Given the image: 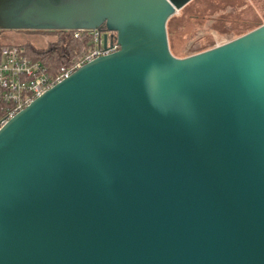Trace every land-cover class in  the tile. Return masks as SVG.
Listing matches in <instances>:
<instances>
[{
    "label": "water",
    "instance_id": "1",
    "mask_svg": "<svg viewBox=\"0 0 264 264\" xmlns=\"http://www.w3.org/2000/svg\"><path fill=\"white\" fill-rule=\"evenodd\" d=\"M192 1L0 0L118 45L0 126V264H264V24L176 58Z\"/></svg>",
    "mask_w": 264,
    "mask_h": 264
},
{
    "label": "rangeland",
    "instance_id": "2",
    "mask_svg": "<svg viewBox=\"0 0 264 264\" xmlns=\"http://www.w3.org/2000/svg\"><path fill=\"white\" fill-rule=\"evenodd\" d=\"M263 24L264 0H193L170 19L169 50L174 57L185 58L194 55L191 49L206 51ZM57 39L51 32L0 31V46L30 45L46 49Z\"/></svg>",
    "mask_w": 264,
    "mask_h": 264
},
{
    "label": "built area",
    "instance_id": "3",
    "mask_svg": "<svg viewBox=\"0 0 264 264\" xmlns=\"http://www.w3.org/2000/svg\"><path fill=\"white\" fill-rule=\"evenodd\" d=\"M91 35V47L72 66L62 67L54 75L39 60L32 59L25 47L0 46V126L30 105L37 97L68 78L77 68L98 57L118 50L115 35L102 31H74L73 37L81 33ZM107 43L104 46L103 40Z\"/></svg>",
    "mask_w": 264,
    "mask_h": 264
},
{
    "label": "trees",
    "instance_id": "4",
    "mask_svg": "<svg viewBox=\"0 0 264 264\" xmlns=\"http://www.w3.org/2000/svg\"><path fill=\"white\" fill-rule=\"evenodd\" d=\"M170 19L168 20L166 26L168 39V24L170 22ZM73 32L74 31L51 32L55 33L58 39L56 42L50 44L46 49H37L30 45H26L24 47L26 48L28 55L32 59L41 61L47 68L48 73L50 75H54L60 68H68L72 66L80 57L87 53V51L91 47V35L89 33L84 32L81 33L79 38H74ZM199 50V48H195L191 49V52H194V54H196L201 51Z\"/></svg>",
    "mask_w": 264,
    "mask_h": 264
}]
</instances>
